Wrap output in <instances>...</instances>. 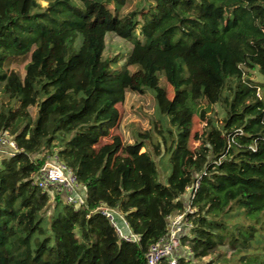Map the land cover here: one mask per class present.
<instances>
[{
	"label": "trees",
	"instance_id": "16d2710c",
	"mask_svg": "<svg viewBox=\"0 0 264 264\" xmlns=\"http://www.w3.org/2000/svg\"><path fill=\"white\" fill-rule=\"evenodd\" d=\"M108 33L133 43L118 70ZM147 90L158 109L151 127L97 151L128 93ZM216 105L222 119L209 114ZM197 114L207 126L188 155ZM6 134L17 151L0 157V264H147L189 203L177 264H264V0H0ZM53 156L73 170L85 207L37 186ZM100 205L140 242L122 240L92 212Z\"/></svg>",
	"mask_w": 264,
	"mask_h": 264
},
{
	"label": "built area",
	"instance_id": "2783aa9c",
	"mask_svg": "<svg viewBox=\"0 0 264 264\" xmlns=\"http://www.w3.org/2000/svg\"><path fill=\"white\" fill-rule=\"evenodd\" d=\"M0 144L11 149L10 154H15L17 146L8 134L0 138ZM37 186L44 191H56L64 196L65 202L75 208L86 206V200L82 194V185L78 182L73 170L65 165L57 156L48 158L40 171L34 176ZM197 184L189 190L187 197L192 199L197 189ZM92 212H97L107 218L116 230L118 236L127 242L139 243L141 238L133 233L124 216L117 210L107 205H100ZM190 203L184 213L169 218L167 235L159 242L153 244L147 254V264H162L167 261L169 264H177L182 248L181 236L185 227H190L189 215L193 214ZM117 218L122 222L120 226Z\"/></svg>",
	"mask_w": 264,
	"mask_h": 264
},
{
	"label": "rangeland",
	"instance_id": "374dc122",
	"mask_svg": "<svg viewBox=\"0 0 264 264\" xmlns=\"http://www.w3.org/2000/svg\"><path fill=\"white\" fill-rule=\"evenodd\" d=\"M43 5H46V2H43ZM136 6V1H132L128 3L126 10H132ZM82 44V38L79 37L78 42L76 43V49L79 50ZM106 44H107V52L110 55L119 53L120 55V61L117 64H114L113 69L118 70L120 67L124 66L127 57L133 47V43L131 41L119 38L113 33H108L106 36ZM25 68L26 64L19 67L20 73L24 76L25 74ZM254 79L259 82H263V79L261 76L254 72ZM160 84L162 86L166 85V81L164 77L162 76ZM147 94L145 95H138L133 93H128L125 103H122L118 106L119 112H120V121L119 124L111 131V134L109 137L104 138L99 145L95 147V149L98 151L101 146L109 143H113V138L116 136H120L124 142H131L133 134L141 128L142 130H148L151 127V120L157 116V105L155 102V98L153 96V93L151 90H147ZM174 91L171 86H168V96L169 98H173ZM211 114H216L217 118L222 119L225 116V112L218 106H213L211 108ZM31 112L33 113L34 117L37 116V107H33L31 109ZM207 126V122L203 121L201 116L199 114L195 115L193 117V129L192 133L189 137L188 141V155H194L195 149L200 145L201 143V136L203 134L204 128ZM125 157H127V154H124ZM166 170L167 173L170 172V165L168 157L166 158ZM58 192L56 191H50V197L52 202L55 201V198L57 197ZM117 222L120 226L123 227L122 222L119 218H117ZM230 253L228 254V256ZM215 257V255H214ZM213 257H208L205 259V261H210ZM195 264H198L195 262Z\"/></svg>",
	"mask_w": 264,
	"mask_h": 264
},
{
	"label": "crops",
	"instance_id": "0c3cea01",
	"mask_svg": "<svg viewBox=\"0 0 264 264\" xmlns=\"http://www.w3.org/2000/svg\"><path fill=\"white\" fill-rule=\"evenodd\" d=\"M10 152H11V149L8 146L0 144V157L7 156L10 154ZM82 194H84L83 190H82Z\"/></svg>",
	"mask_w": 264,
	"mask_h": 264
}]
</instances>
